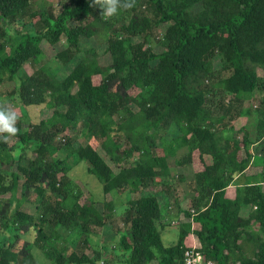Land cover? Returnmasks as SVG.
<instances>
[{"label":"trees","instance_id":"obj_1","mask_svg":"<svg viewBox=\"0 0 264 264\" xmlns=\"http://www.w3.org/2000/svg\"><path fill=\"white\" fill-rule=\"evenodd\" d=\"M126 2L105 17L90 0L57 13L0 0V85L13 83L0 103L18 115L0 140V264H37L35 248L55 264H182L192 235L213 264H264V153L249 163L264 136V0ZM43 42L61 46L52 59ZM55 62L70 71L57 76ZM72 160L102 194L81 191ZM181 212L192 221L174 225Z\"/></svg>","mask_w":264,"mask_h":264},{"label":"rangeland","instance_id":"obj_2","mask_svg":"<svg viewBox=\"0 0 264 264\" xmlns=\"http://www.w3.org/2000/svg\"><path fill=\"white\" fill-rule=\"evenodd\" d=\"M46 2V7L49 8V9H52L54 11V13H57L59 10H60V3L63 1V0H44ZM41 3V0H34V6L35 8H37L39 6V4ZM20 28V30L22 29L21 26L18 27V29ZM0 30H1V25H0ZM164 30V25L158 29H156L154 32L155 34V38H154V41H153V49L155 52H160L163 47L160 45V43L158 42V40L160 39L161 37V34H162V31ZM88 43V41H86ZM61 43L65 44L64 41H62ZM94 45V47L96 48V50H98L99 52H101L103 54V49L105 47V45H97L96 44V41L94 40V43H91ZM54 46L52 47H48V44L46 42H43L42 43V48L44 50V60H47V59H52L55 55V52H56V49L60 48L61 46L59 44L55 45V47L53 48ZM7 51V50H6ZM6 52L4 51L3 54H5ZM102 60L105 61V62H108L110 60V58L108 56H103L102 57ZM41 61V62H42ZM55 65H56V62H55ZM57 69H56V75L59 76V77H63L64 75H66L69 71H70V66L69 65H64V64H61L59 62H57ZM33 67L29 64V63H25L24 66H23V71L25 72H28L29 74L32 73L33 71ZM19 73H21V70L19 71ZM7 86L8 89L12 88L13 87V83L12 82H9V83H6V85H0V91L5 89ZM229 96L226 95V99L228 98ZM257 101V96L254 97V100L251 101V104H254L256 103ZM32 115V114H31ZM36 115H34L35 117ZM81 142L85 143L86 142V139L84 137H80L79 139ZM263 142H264V139H263ZM158 144L160 145V142L158 141ZM256 150H262L261 149V145L258 144V146H256ZM57 157H62V153L59 152L56 154L55 158ZM87 162L86 161H80L78 162L76 165H75V162L72 160L70 162V164L73 166L72 168V171H71V178L73 180H75V183L77 184V186L81 189L82 192H84L89 198H91V196L93 195H97L98 193L99 194H102V189H101V184L100 182L96 179L95 176H93L92 174H90L86 167H87ZM172 165V163H170ZM172 170H173V174H176L175 172V168L172 167ZM186 175H187V179L191 178L192 177V174L193 172L192 171H189V170H186L185 171ZM83 177V178H81ZM82 179V180H81ZM77 180L79 181H86L88 183V185L94 189L90 190L86 189L87 186H82L80 185ZM183 181L182 183H178V182H175V186H176V189L178 190L177 191V194L181 195L182 199L185 200L184 201V206L187 208V209H190V202L188 198V196L185 195V193L188 191L187 189H189L191 186H188L187 182ZM83 185H85L83 183ZM76 185H74V187L76 188L77 187ZM79 190V189H77ZM107 199H112V196L110 194H107L106 197ZM115 198V197H114ZM187 198V199H186ZM124 208V207H123ZM123 208H121L119 210V212H123ZM29 210H31L29 207L27 208ZM102 211L103 208L101 209ZM121 216L123 217V214L122 213H119V214H116L115 218L110 222L112 224V226L114 227H121L122 226V219H121ZM109 223V224H110ZM110 224V225H111ZM178 224V223H177ZM176 224V225H177ZM176 228L175 227H171V228H168L166 229V231H164V234H162V241L164 244L166 245H172L174 243H176ZM106 239L108 238V236L106 235L105 236ZM192 237V236H191ZM103 240V238H102ZM193 240L197 242V245H200L197 237L194 235L192 237V243H193ZM59 243L61 245H63L64 247H69L70 243H67L66 241H64L63 239L59 240ZM58 243V245H59ZM60 245V246H61ZM36 257H35V261L37 264H55L53 261L51 260H48L44 255L43 253L40 251V249H34L33 250ZM76 251L78 253H80L81 251H83V246L82 247H77L76 248Z\"/></svg>","mask_w":264,"mask_h":264},{"label":"clouds","instance_id":"obj_3","mask_svg":"<svg viewBox=\"0 0 264 264\" xmlns=\"http://www.w3.org/2000/svg\"><path fill=\"white\" fill-rule=\"evenodd\" d=\"M90 4L101 9V15L107 17L117 13L118 8H129L131 4L122 0H90ZM18 115L16 111L7 104L0 103V140L6 141L9 136L17 132L16 122Z\"/></svg>","mask_w":264,"mask_h":264},{"label":"crops","instance_id":"obj_4","mask_svg":"<svg viewBox=\"0 0 264 264\" xmlns=\"http://www.w3.org/2000/svg\"><path fill=\"white\" fill-rule=\"evenodd\" d=\"M246 117H240L239 119H237V120H235L234 121V124L236 125V126H241L242 124L244 125L245 124V122H246ZM263 139H264V136L262 137V139H260V140H258V141H256L254 144H252L251 146H250V152H251V156H250V159H249V163L251 164V162L252 161H254V159L255 158H257V159H260L261 157H259V156H261V154L262 153H264V150H256L257 148H256V146H258V144H260L261 146L264 144V142H263ZM264 156H262V158H263ZM250 164H249V167H250ZM237 180H238V182L239 183H242V182H244L243 181V175H239V176H237L236 177V179H235V181L237 182ZM234 187L233 186H231L230 187V189H233ZM262 189H263V191H264V182L262 183ZM178 195V197H179V204H180V206H181V208L182 209H186V207L184 206V201L185 200H183L182 199V197H181V195H179V194H177ZM229 195H233V191H231L230 193H229ZM187 199V198H186ZM188 200V199H187ZM173 223H174V225H176L178 222H186V221H192V218L190 217V218H187L182 212L181 213H179V215L176 217V218H174L173 220ZM173 225V227H175ZM194 235H192V237H193ZM187 242H189V244L190 245H197V242L196 241H194L193 240V243H192V241H190L189 239L187 240ZM118 253V252H117Z\"/></svg>","mask_w":264,"mask_h":264},{"label":"built area","instance_id":"obj_5","mask_svg":"<svg viewBox=\"0 0 264 264\" xmlns=\"http://www.w3.org/2000/svg\"><path fill=\"white\" fill-rule=\"evenodd\" d=\"M99 264L109 263L102 259ZM182 264H213V261L204 257L203 252L200 250V245H191L183 253Z\"/></svg>","mask_w":264,"mask_h":264}]
</instances>
